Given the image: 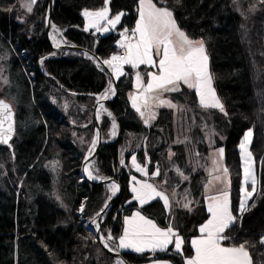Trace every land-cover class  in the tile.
<instances>
[{"label": "trees", "instance_id": "1", "mask_svg": "<svg viewBox=\"0 0 264 264\" xmlns=\"http://www.w3.org/2000/svg\"><path fill=\"white\" fill-rule=\"evenodd\" d=\"M104 2L53 0L50 26L61 31L63 44L87 49L101 61L107 60L118 51L119 33L133 29L139 0H109L110 15L123 13L121 23L112 33L99 37L84 30L81 10H97ZM153 2L165 6L161 0ZM47 3L36 0L32 12L25 14L19 0H0V49L9 53L10 80L17 89L18 105L13 108L15 134L11 147L0 146V264H117L87 228L107 203L108 187L90 183L81 175V164L96 138L94 103L110 80L88 55L51 50L45 35ZM253 5L256 10L249 11ZM166 6L190 38L204 40L213 86L227 115L215 109L202 111L194 90L181 87L168 95L184 110L159 108L156 118L145 124L129 104L134 69L123 66L125 75L115 79V95L105 105L112 115H102L98 121L103 143L90 162H94L99 175L114 179L120 186L102 219L100 235L106 240L111 232L118 238L123 218L134 211L160 228L169 225L173 214L174 227L183 241L182 254L173 251L172 246L154 254L120 253L131 264L154 260L183 264L192 256L190 240L208 218L200 192L204 172L192 170L195 160L189 163L191 152L173 143L176 117L182 118L185 128V119L193 113L204 116L200 126L205 120L214 132L225 136L224 164L229 169L235 202L241 175L237 146L243 133L252 130L250 150L257 163V193L245 211L236 215L237 220L225 233L232 239L223 244L247 242L252 264H264V4L258 0H239L238 4L234 0H167ZM241 26L246 28L248 43L242 39ZM146 69L139 67L144 79ZM113 118L116 133L110 140ZM198 136L202 138L200 132ZM169 152L175 155L169 157ZM131 155L141 166L145 157L149 158V174L157 164L158 181L174 167L189 176L190 209L171 206L168 213L158 199L138 205L128 187ZM53 160L60 165L59 200L54 195L52 173L45 167ZM107 243L114 247L112 241Z\"/></svg>", "mask_w": 264, "mask_h": 264}, {"label": "snow or ice", "instance_id": "2", "mask_svg": "<svg viewBox=\"0 0 264 264\" xmlns=\"http://www.w3.org/2000/svg\"><path fill=\"white\" fill-rule=\"evenodd\" d=\"M166 2L167 0H161V3L165 6L158 7L153 0H139V19L135 28L131 31V35H129L128 29L121 32L122 39L119 41V47L125 49L124 54L113 55L102 63L111 69L116 78L125 75L123 71V65L125 64L131 65L133 69L138 68L140 65H148L158 69L157 72L147 73L149 80L146 85L141 78V74L137 72L136 88L139 94L130 95L132 106L140 116L144 118L147 114V118L144 120L145 124L156 117V113L152 111L153 101H158L156 107L167 106L177 108L180 111L184 110L181 106L175 105L167 99H162L159 95H151L155 92H178L181 85L187 86L189 89H195L201 108L218 109L227 115L224 104L213 87V76L209 71V57L206 54L204 40L190 38L177 25L173 11L166 6ZM234 2L238 4L239 0H234ZM35 3L36 0H30L25 5L29 13L32 12V5ZM258 3L264 4V0H258ZM106 4L107 0H105V6L98 11L84 10L83 15L87 20L85 31L89 28L100 31L101 21H106L112 28H115L120 22L123 13L116 14L114 18L110 19ZM255 10L256 5L249 8V11L254 12ZM52 28L54 32L60 31L55 25H52ZM103 31L107 32L109 28L104 27ZM85 55L88 54L85 53ZM155 57H160V59L157 61ZM89 58L92 57L89 56ZM4 83H8V81L5 80ZM113 94H115V89L110 82L108 89L102 95L96 97L99 105L97 118H99L100 109L107 111L100 101L107 100ZM65 108H67V104H65ZM142 108L145 111H142ZM108 115L111 117L112 114L108 112ZM115 127L113 118V129ZM13 134V108L8 102L0 99V144L11 147L9 141H11ZM112 134L114 135L115 132ZM208 134L209 138L214 135L211 131ZM252 135V130H248L239 145L243 163V179L240 189L242 195L239 205L241 213L245 211L247 201L257 193L258 179L255 160L250 150ZM97 139L91 141L88 148L89 156L92 155L95 149ZM223 153V148L218 150L217 154L220 159L223 158ZM169 155L175 154L169 153ZM213 163L216 164L217 162L214 161ZM132 164L142 175H147L146 169L136 162L134 156ZM84 171L91 180L107 179L99 175L94 162L87 164ZM94 171L97 174L94 175ZM177 171L184 179H188V177L183 176L182 172ZM217 171H220L221 174L215 176L214 179L226 187L221 189L219 194L209 197L207 210L211 218L200 227V237L191 241L195 255L187 258L186 264H252L247 242L230 246H224L223 244L224 241L232 239L230 234L226 235L225 233L237 220V217L233 215L230 208L229 191L227 190L230 187L229 169L223 167L221 170L217 167ZM153 175H160L159 169ZM132 181L133 199L138 201L141 206L159 198L163 201L165 208H171L170 197L165 191H159L153 184L139 181L136 177H132ZM249 185L251 190H249ZM109 190L114 196L119 191V186L113 182L110 184ZM174 195L175 193H173ZM185 201L184 206L188 207L191 201H188L186 197ZM104 207L106 208L107 204ZM83 210L84 207L81 205L80 211L83 212ZM124 225L123 234L118 238L114 237L111 232L107 235L104 247L108 251L115 250L107 243V241H112L116 245V249L119 250L130 249L137 253L150 252L153 254L157 251H167L168 246L174 244L175 251L182 254L183 241L171 225L166 229H162L152 219L146 218L139 211H136L130 217H125ZM97 229H99V225H97ZM101 239L105 240L104 237H101ZM261 243H264V237L261 238ZM117 255H119V252H117ZM117 264H125V262L120 259ZM154 264H158V262H154Z\"/></svg>", "mask_w": 264, "mask_h": 264}, {"label": "rangeland", "instance_id": "3", "mask_svg": "<svg viewBox=\"0 0 264 264\" xmlns=\"http://www.w3.org/2000/svg\"><path fill=\"white\" fill-rule=\"evenodd\" d=\"M29 2H30V0H19V6H20V8L23 10V12L25 14H30L31 13V12L29 13L27 11V8L25 7V5L28 4ZM104 6H105V2H104L103 7ZM106 6H107V8L109 10V0H107ZM33 7L34 6L32 5V8ZM138 8H139V4H138V7L136 9L137 14H138ZM99 9L92 10V9L84 8V9L81 10V17L83 18V28L84 29H85V27L87 25V20H86V18L83 15L84 10L98 11ZM117 14H120V13H117ZM115 15L116 14L110 15V10H109V18L110 19L114 18ZM121 19H122V16H121ZM120 23H121V20L115 26V28H112L110 25H108L106 23V21H101L100 22V29H101L100 31H97L95 28H89L87 31H93L99 37H103V36H107L108 34L112 33L113 31H115L120 26ZM104 27H108L109 31H107V32L103 31ZM240 30H241V32L243 34L242 39L244 40V42L248 43V40L250 38H248V34L245 33V30H246L245 26H241ZM49 38H50V41H51L52 45L55 46V47L57 45L58 46L61 45L64 42V40H63V38L61 36V31L54 32L53 28L51 26H50V36H49ZM195 40H200V39H195ZM123 51L125 52V49H123ZM120 53H122V52H119V54ZM113 55H118V53L112 54L108 59H110ZM9 59H10V57H9V53L7 52V50L6 51H2L0 49V99H3L5 101L9 102L12 105L13 108H16L18 106L17 105V98H16L17 89H15L13 87L12 81L10 80V72H11V70H10ZM155 59H158V57H155ZM125 65H128V64H125ZM125 65H123V66H125ZM141 66L142 65H140L139 67H141ZM145 66L146 67H150L148 65H145ZM136 69H134V73L135 74H137ZM150 70H151L150 68L146 69V73L148 71H150ZM112 76L114 78H116L113 74H112ZM5 80H7L8 83H4ZM134 86H135V93H137L138 90L136 88V82H135ZM184 87H187V86H184ZM151 95H159V96H161L162 99H167V100L171 101V103L177 105V103L174 100H172L169 97V95L166 94V92H162V93L161 92H157V93L155 92V93H152ZM155 103L157 104L158 101H155ZM198 103H199V101H198ZM62 107H63V104H62ZM160 107H164V108H167V109H172V110H174L176 112V108H169L167 106H160ZM199 107H200V105H199ZM105 109H106V107H105ZM201 109H203V108H201ZM206 110H208V109H203L202 111H206ZM215 110L220 112L218 109H215ZM108 112H109L108 110L104 111L103 109H100L99 118L102 115H108ZM220 113H222V112H220ZM257 113H259V110H258ZM203 119H204V116L194 115L193 113H190L189 117H187V119H185V120H187V125L185 126V128H183V125L181 124L182 120H181V118H178L176 120V123H177V127L176 128L178 129V127H179V129H178L179 134H177V135L175 134L174 135L175 138H174V143L173 144H177V145L182 144V145H184L185 146V151H187L188 154H189V152H191L189 154V156L186 154V156H188L189 163L192 164V162H194V160H195V162L192 164L193 165L192 170H194L196 172L197 169H202V171L204 172V176L202 177L201 182H200V192H201V196H202L205 208L207 210L208 203H209V197L219 194L220 190L226 187L224 184H221V182H219V181L214 179L215 176L221 174L220 171H217V167H219L221 170H222L223 167H226L225 164H224V153H223V158L222 159H220L218 154H217L219 149L224 148L223 147V143H224V140H225V136L224 135H219L218 133L214 132L211 127L207 126V123H206L205 120H204V126L203 125L200 126V124H201L200 122ZM149 123H150V121H149ZM197 129H199L200 135H202L203 139L198 136L199 132H197L198 131ZM110 130H111V128H110ZM248 130H250V129H248ZM248 130H246L243 133V135H242V137H241V139H240V141L238 143V146H237L238 151H239L240 170H241L240 182H239V185L237 187V194H238L237 202L234 201L233 196L231 194V191H232L231 179H230V187L227 188V190L229 191L230 208H231V211H232L234 216H236L237 214L241 213L239 211V205H240V199H241V195H242L240 189H241V186H242V179H243V171H242L243 163H242V160H241V152H240L239 145H240L245 133ZM209 131L214 133V135H211L210 138H209V134H208ZM195 133H197V135H195ZM111 136L112 135H110V131H109L108 139L111 140L112 139ZM251 142H252V140H251ZM199 144H201L203 147H198ZM194 153H195L196 157H194ZM85 156H89L88 155V150H87ZM133 156L136 158L135 155H131L130 160H129V164H128L130 169H131V174L129 176L128 187H129V191L132 194V199H133V196H134V193L131 191L132 186H133L132 177H136V179L139 180V181L153 184L157 188V190H159V191H165L170 197V204H171L172 207L173 206H177L178 208L190 209V206H191L190 204L192 203V196H191V178L189 176L185 175L184 172L181 169L179 170L178 167H174V168L178 169L179 172H182L183 176L188 177V179H181L183 181L180 182V183H177L175 185V183L172 182L173 178H178V177H182V176L178 173L177 170L176 171L175 170H170L171 171V173H169L170 175L169 174L167 175L168 180H161V181L155 180L156 176H154V178L150 177L149 173H148V170H146L147 171V175H142L140 172H138L136 170V168L132 164ZM254 160H255V158H254ZM214 161H216L217 163L214 164L213 163ZM136 162H137V158H136ZM45 167L47 168V170H49L52 173L53 184H54V195H55V198L57 200H59V197H60V196H58L59 188H57V186L59 187L58 181H59V177H60V172H59L60 165H59V162L56 161V160L49 161V162H47L45 164ZM1 168H2V174H4L5 173L4 166L1 165ZM255 168H256V173H257L256 160H255ZM95 174L96 173L94 171V175ZM229 176H230V174H229ZM96 180H100V179H96ZM174 185H175V187H173ZM248 187H249V190H251V186L249 185ZM173 193H175L174 196H173ZM109 195H110V198H111V196H112L111 191H109ZM185 197L187 198L188 201H191V203L188 204V207L184 206V204L186 202L185 201ZM157 199L162 203L164 209L169 213L171 208L170 209L165 208L163 201L160 200L159 198H157ZM153 200H155V199H153ZM134 201H136V200H134ZM136 202L138 203V205H140L138 201H136ZM248 202H249V200L247 201V203ZM246 207H247V205H246ZM135 212L136 211H134L133 213H135ZM133 213L131 215H128V216H125V217H130V216L133 215ZM207 213H208V218L202 224H200L198 226L197 235L192 237L191 240H190V247H191V249L193 251V254H192L191 257H194V255H195V251H194V249H193V247L191 245V241L193 239H197V238L200 237V235H201V233L199 231L200 227L203 226L205 223H207V221L211 218V215L208 212V210H207ZM125 217L123 218V228L125 226L124 225ZM93 225L96 226V223L94 222ZM169 225H171L173 227V229L177 232L176 228L174 227L173 214L171 215V217L169 219ZM166 228H162V229H166ZM122 234H123V229H122L121 235ZM105 241L106 240H103L104 243H105ZM182 245H183V243H182ZM169 246H173V249L175 250L174 244H170ZM224 246H226V245H224ZM112 248H114V247L112 246ZM115 249H116V245H115ZM116 250L117 251H130V252H133V253H137V252H134V251H132L130 249H126V250L116 249ZM157 252H164V251H157ZM144 253H146V252H144ZM137 254H141V253H137ZM151 254H153V253H151ZM186 259L187 258L184 259L183 264H186ZM154 261H156V260H154ZM157 262H159L161 264L162 263L163 264L167 263V261H164V260H157ZM143 264H153V262L151 261V262L143 263Z\"/></svg>", "mask_w": 264, "mask_h": 264}, {"label": "water", "instance_id": "4", "mask_svg": "<svg viewBox=\"0 0 264 264\" xmlns=\"http://www.w3.org/2000/svg\"><path fill=\"white\" fill-rule=\"evenodd\" d=\"M52 5H53V0H48V3H47V15H46V20H45V35H46V39L48 40V42L50 44L51 50L53 52H56L58 50H67V51H77V52H81V53H84V54L87 53L88 56H91L97 62V64L104 70V72L108 75L109 80L112 82L113 88L115 89V92H116L115 78L112 76L111 70L105 64L102 63L103 61H101L94 52H91V51H89L87 49H84V48H81V47H78V46L64 45L63 44V45H59V46L55 47V46L52 45V43L50 41V38H49V36H50ZM114 95H113V97H114ZM113 97L110 98V99H107V100H102V101H100V103L107 104L113 99ZM98 107H99V105H98L97 100H96L95 103H94V107H93V118H94V123H95V132H96V138L95 139H97V135H98V139H97V143H96V146H95V149H94L92 155L91 156H85V159H84V161L81 164V175H82L83 179L87 180L90 183L111 184V183L114 182V183H116L119 186V183L116 182L114 179H111V178H107L105 180H91V179H89L87 177V175H86V173L84 171L86 165L97 155L99 147L103 143V140L101 138L100 127H99V123H98V118H97V109H98ZM13 112H14V134H15V111H14V109H13ZM14 134H13L12 138L14 137ZM9 143L11 144V141H9ZM0 146L9 147L8 145H2V144H0ZM86 157H87V160H86ZM123 163H124V159H123ZM123 166H125V164H123ZM119 191H120V186H119ZM119 191H117L114 196L112 195L111 198L108 199V201L106 203L107 207L106 208L104 207L98 213L99 215H97L95 217L96 226L91 224L90 227H89V231H91L93 233L96 241L99 243V245L102 247V249L109 256H111L114 260L118 261L120 259H123L125 264H131L121 255V253L119 251H115V250L112 251V252L108 251V249L104 247V242L101 239L102 236L100 235V232H99L100 227L102 225V219H103L104 215L109 211V208H110L113 200L117 197ZM97 225H99V229H97ZM117 252H119V255H117Z\"/></svg>", "mask_w": 264, "mask_h": 264}, {"label": "crops", "instance_id": "5", "mask_svg": "<svg viewBox=\"0 0 264 264\" xmlns=\"http://www.w3.org/2000/svg\"><path fill=\"white\" fill-rule=\"evenodd\" d=\"M139 19V13L137 14V18H136V21H135V25H136V22H137V20ZM135 25H134V27H133V29L135 28ZM132 29V30H133ZM131 30V31H132ZM124 31V30H123ZM122 31V32H123ZM131 31H129V35H131ZM122 39V37H121V33H119V40H118V42H117V47H118V51H117V53L119 54V52H122L123 54H124V51H123V48H121V47H119V41ZM63 44V43H62ZM160 59V57H158V59H156L157 61ZM107 66V65H106ZM130 66V65H129ZM144 68H147V69H151L150 71H148V72H157L158 71V69L157 68H153V67H146L145 65H142ZM108 67V66H107ZM109 68V67H108ZM111 70V69H110ZM136 72H139L140 74H141V78H142V80L144 81V84L146 85L147 84V82H148V80H149V77H148V75H147V73H146V76H145V79L143 78V74H142V72H141V70H139V67L136 69ZM111 73H112V71H111ZM113 74V73H112ZM116 79V78H115ZM111 82V81H110ZM135 82H136V74L134 73L133 74V89H132V91H131V93H130V95H132V94H139L138 92L137 93H135V86H134V84H135ZM111 84H112V82H111ZM108 87H109V85H108ZM108 87L106 88V89H108ZM112 87H113V85H112ZM181 87H184V85H181ZM214 87V86H213ZM105 89V90H106ZM105 90L101 93V94H99V96L100 95H102L104 92H105ZM194 90V93H195V96H196V100H197V103H198V101H199V99H198V97H197V95H196V91H195V89H193ZM157 93V92H156ZM170 92H166V94H169ZM114 95V94H113ZM113 95H110L109 96V98L108 99H110V98H112L113 97ZM130 95H129V104H130V106H131V108L133 109V110H135L134 108H133V106H132V102H131V100H130ZM104 105V108H105V105L106 104H103ZM156 105V103H155V101L153 102V108H152V111H154L156 114H157V111H158V109L159 108H164V107H156L155 106ZM198 105H199V103H198ZM142 111H145V109H141ZM136 111V110H135ZM178 111V109L176 108V112ZM139 114V113H138ZM140 115V114H139ZM147 118V115L143 118L144 120ZM156 118V117H155ZM179 118V117H178ZM178 118H176V120L178 119ZM99 119V118H98ZM154 120V119H153ZM153 120H150V123L153 121ZM181 120H182V118H181ZM180 122V121H179ZM145 123V122H144ZM177 124V123H176ZM177 127V125L175 126V129H174V135L176 134H179V131H178V129H179V127H178V129L176 128ZM182 131V130H181ZM113 132H115L116 133V127H115V129H113V123H112V126H111V130H110V135H112L111 137H112V139L114 138V136H115V134L113 135L112 133ZM169 153H171V152H169ZM169 153H168V156L170 157V155H169ZM131 157V156H130ZM130 157H129V159H128V164H129V160H130ZM194 157H196L195 156V153H194ZM128 167H129V165H128ZM129 169H130V167H129ZM169 170H178V169H176V168H169ZM130 171H131V169H130ZM157 171V169L155 170V169H153L152 170V172H151V174H149V176L150 177H153L154 178V173ZM166 175V173H164V174H162V178H161V180H168V178H167V176H165ZM158 176H156V178H157ZM155 178V180H157ZM181 179H184L183 177H178V178H173V180H172V182L173 183H175V185L177 184V183H180V182H182L183 180H181ZM160 180V181H161ZM175 185L173 186V187H175ZM109 186H110V184H107V187H108V190H109ZM110 191V190H109ZM131 215V214H130ZM128 216V215H127ZM115 246V245H114ZM172 249H173V246H172ZM173 251H175L174 249H173ZM128 252H130V251H128ZM175 252H177V251H175ZM149 253V252H148ZM165 261V260H164ZM153 262V264H154V262H157V260L156 261H152ZM158 264H161V263H159L158 262ZM163 264V263H162ZM166 264H171L169 261H167V263Z\"/></svg>", "mask_w": 264, "mask_h": 264}, {"label": "built area", "instance_id": "6", "mask_svg": "<svg viewBox=\"0 0 264 264\" xmlns=\"http://www.w3.org/2000/svg\"><path fill=\"white\" fill-rule=\"evenodd\" d=\"M119 55H123V54L120 53ZM148 165H150V162H149L148 157H146V158H145V164H144L145 168H146ZM156 167H157V164H153V168H156Z\"/></svg>", "mask_w": 264, "mask_h": 264}, {"label": "bare ground", "instance_id": "7", "mask_svg": "<svg viewBox=\"0 0 264 264\" xmlns=\"http://www.w3.org/2000/svg\"><path fill=\"white\" fill-rule=\"evenodd\" d=\"M66 45V44H65Z\"/></svg>", "mask_w": 264, "mask_h": 264}]
</instances>
